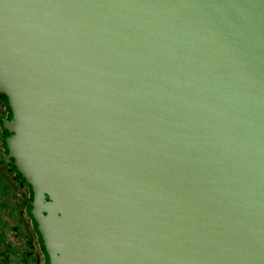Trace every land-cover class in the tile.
<instances>
[{"label": "water", "instance_id": "obj_1", "mask_svg": "<svg viewBox=\"0 0 264 264\" xmlns=\"http://www.w3.org/2000/svg\"><path fill=\"white\" fill-rule=\"evenodd\" d=\"M0 92L49 264H264V0H0Z\"/></svg>", "mask_w": 264, "mask_h": 264}, {"label": "flooded vegetation", "instance_id": "obj_2", "mask_svg": "<svg viewBox=\"0 0 264 264\" xmlns=\"http://www.w3.org/2000/svg\"><path fill=\"white\" fill-rule=\"evenodd\" d=\"M11 118L7 96L0 92V264H49L32 212L33 188L8 148Z\"/></svg>", "mask_w": 264, "mask_h": 264}]
</instances>
